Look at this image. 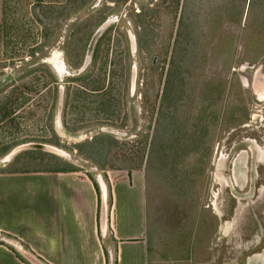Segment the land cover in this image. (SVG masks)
<instances>
[{
	"label": "rangeland",
	"instance_id": "rangeland-1",
	"mask_svg": "<svg viewBox=\"0 0 264 264\" xmlns=\"http://www.w3.org/2000/svg\"><path fill=\"white\" fill-rule=\"evenodd\" d=\"M261 2L0 0L1 169L23 153L16 167L46 166L44 150L8 158L43 143L96 180L105 168L79 146L107 134L123 144L107 169L143 160L146 226L163 254L188 251L180 225L201 224L205 207L198 264H264Z\"/></svg>",
	"mask_w": 264,
	"mask_h": 264
},
{
	"label": "crops",
	"instance_id": "crops-1",
	"mask_svg": "<svg viewBox=\"0 0 264 264\" xmlns=\"http://www.w3.org/2000/svg\"><path fill=\"white\" fill-rule=\"evenodd\" d=\"M107 168L96 180L80 169L0 172V264H198L211 233L206 208L201 224L180 225L188 251L177 242L167 256L146 226L144 171Z\"/></svg>",
	"mask_w": 264,
	"mask_h": 264
},
{
	"label": "trees",
	"instance_id": "trees-1",
	"mask_svg": "<svg viewBox=\"0 0 264 264\" xmlns=\"http://www.w3.org/2000/svg\"><path fill=\"white\" fill-rule=\"evenodd\" d=\"M90 1L91 0H71V3L79 2V4H81V6H83L85 4H88ZM123 1H125V0H123ZM250 1L252 2V0H250ZM260 1H262L261 4H260V8H261L262 13L264 14V0H260ZM52 11H54V9H52ZM58 12H59V14H58L59 16L58 15L57 16L59 18H60V15H61L62 17H65L64 19H66L69 16V14H70V6L62 7V8L59 9ZM59 18H57V20H60ZM104 20H105V17L103 16L101 18V20L98 21L99 22L98 25L101 24ZM92 88H91V90H100V89H97V88H94V89H92ZM107 100H109V104H107ZM111 101H112L111 97L106 99V104H107L108 108L110 107L108 105H110ZM148 139H149V135L146 136V140L144 141V145H143V148L141 150L143 155H145V150L147 148ZM119 145H123V144L120 143L118 140H115L114 138L110 137L109 135L103 134L102 136H95L94 140H91V141H88V142H84L82 144V146L81 145L79 146V149H80V152L86 153V155L89 158H91L95 163H97L98 165H101L102 169H104V168L106 169V167H105L106 166V163H105V159L106 158L103 157V156L108 155L109 151H111L113 149L117 150V147H119ZM11 149H12V147H9V148L5 149V151H3V153H2V155L6 154ZM22 155L14 158L13 161L10 164H8L5 168L0 169V172H12V171H20V170L21 171H24V170L25 171L26 170L56 171L58 169L64 170V171H66V170H70V171L78 170V168H76L74 165H71L70 163L64 162V160L62 158H59V157L54 156L52 154H46V152H45V154H42L43 157L41 158L42 161H45L46 166L42 162L41 165L33 166V167H24V166L21 167V168L16 167L15 165L18 162V159ZM97 155H100V159L96 158ZM115 159H118V157H116ZM36 160H39V158H36ZM143 164H144L143 160L140 159L139 164L136 165V163H135L134 166H131L130 168L125 166V165L124 166L123 165H119V163L116 166L110 167V168H116L117 167V168L132 169L133 167H135V168L139 167L140 169H142L143 168ZM108 165H115V163L114 162H110V164L107 163V166Z\"/></svg>",
	"mask_w": 264,
	"mask_h": 264
},
{
	"label": "water",
	"instance_id": "water-1",
	"mask_svg": "<svg viewBox=\"0 0 264 264\" xmlns=\"http://www.w3.org/2000/svg\"><path fill=\"white\" fill-rule=\"evenodd\" d=\"M109 22L110 21L107 20L103 24H101V26L96 30V32L92 36L88 50H87L86 62L91 59L93 51H94V47H95L99 37L101 36L102 32L105 30V28ZM62 102H63V95H62V92H60L59 98H58V104H59L60 109L62 106ZM23 150H44L46 152L58 154V149L51 146V145H47V144H43V143H28V144H23V145L16 147V149H14V152H12V155H15V154H17ZM107 216H108L107 215V206L104 203L102 205V210H101V223H102L103 227L107 226V222H108Z\"/></svg>",
	"mask_w": 264,
	"mask_h": 264
},
{
	"label": "bare ground",
	"instance_id": "bare-ground-1",
	"mask_svg": "<svg viewBox=\"0 0 264 264\" xmlns=\"http://www.w3.org/2000/svg\"><path fill=\"white\" fill-rule=\"evenodd\" d=\"M59 65V64H58ZM57 68H58V70H60V67L59 66H57ZM60 73V72H59ZM263 96V95H262ZM259 151H260V156H262L263 155V152H262V150L261 149H259ZM12 154V153H11ZM11 156H13V155H10V156H8V158L9 157H11ZM7 160H9V159H7ZM103 182V181H102Z\"/></svg>",
	"mask_w": 264,
	"mask_h": 264
},
{
	"label": "flooded vegetation",
	"instance_id": "flooded-vegetation-1",
	"mask_svg": "<svg viewBox=\"0 0 264 264\" xmlns=\"http://www.w3.org/2000/svg\"><path fill=\"white\" fill-rule=\"evenodd\" d=\"M34 55H35V53H34Z\"/></svg>",
	"mask_w": 264,
	"mask_h": 264
}]
</instances>
